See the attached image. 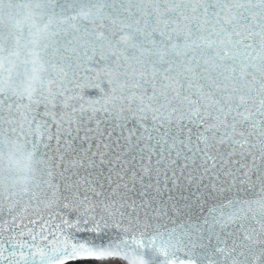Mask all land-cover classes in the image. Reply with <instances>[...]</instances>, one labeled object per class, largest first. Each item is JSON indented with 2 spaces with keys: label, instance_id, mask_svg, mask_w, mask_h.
Returning <instances> with one entry per match:
<instances>
[{
  "label": "snow or ice",
  "instance_id": "snow-or-ice-1",
  "mask_svg": "<svg viewBox=\"0 0 264 264\" xmlns=\"http://www.w3.org/2000/svg\"><path fill=\"white\" fill-rule=\"evenodd\" d=\"M89 262L264 264V0H0V264Z\"/></svg>",
  "mask_w": 264,
  "mask_h": 264
},
{
  "label": "bare ground",
  "instance_id": "bare-ground-1",
  "mask_svg": "<svg viewBox=\"0 0 264 264\" xmlns=\"http://www.w3.org/2000/svg\"><path fill=\"white\" fill-rule=\"evenodd\" d=\"M89 264H94V262H89Z\"/></svg>",
  "mask_w": 264,
  "mask_h": 264
},
{
  "label": "water",
  "instance_id": "water-1",
  "mask_svg": "<svg viewBox=\"0 0 264 264\" xmlns=\"http://www.w3.org/2000/svg\"><path fill=\"white\" fill-rule=\"evenodd\" d=\"M91 94H94V92H93V93H91Z\"/></svg>",
  "mask_w": 264,
  "mask_h": 264
}]
</instances>
